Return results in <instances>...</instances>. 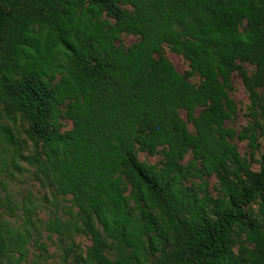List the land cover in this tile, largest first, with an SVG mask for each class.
<instances>
[{
  "label": "trees",
  "instance_id": "1",
  "mask_svg": "<svg viewBox=\"0 0 264 264\" xmlns=\"http://www.w3.org/2000/svg\"><path fill=\"white\" fill-rule=\"evenodd\" d=\"M234 74L249 100L240 131L226 125ZM263 116L264 0H0V147L21 154L24 121L25 161L70 196L48 225L89 239L83 253L67 244L69 264H264ZM1 207L8 264L23 240Z\"/></svg>",
  "mask_w": 264,
  "mask_h": 264
},
{
  "label": "rangeland",
  "instance_id": "2",
  "mask_svg": "<svg viewBox=\"0 0 264 264\" xmlns=\"http://www.w3.org/2000/svg\"><path fill=\"white\" fill-rule=\"evenodd\" d=\"M136 37L133 35L122 34L116 43L127 46L133 43ZM162 53L168 58L175 69L181 73L188 69L187 61L180 55L172 52L168 45H162ZM246 69L251 72L253 66L245 63ZM192 82L197 83L198 77L190 78ZM230 97L236 104V117L233 121L226 122L227 126L240 131L250 120L247 106L249 104L248 96L243 88V84L237 74L233 75L232 88L229 91ZM181 115L184 113L181 111ZM63 124L62 130H68L71 123L68 120H61ZM264 122V116L261 118ZM26 123L18 120L13 126L16 137L19 138L21 148L20 152H15L10 145L3 151L0 147V163L2 168L0 173V196H1V213L2 222L7 231L13 237L21 236V250L24 253L19 259L17 248H13L10 252V261L8 264H69L71 253L65 256L64 249L67 244H72L78 253H83L85 248L90 244L89 239L82 235H73L72 239H59L57 234L51 233L48 225L51 220L58 217L60 220L67 218V211L70 207V196H57L48 183L41 176L35 173L34 166L28 164L24 156H26L29 147L22 146L24 134L22 127ZM238 151L241 155L247 157V146L245 141L234 139ZM259 144L261 151L264 145V137L259 136ZM6 145V143H4ZM138 159L146 163L159 165L163 159L161 153L148 155L145 152L137 153ZM255 158L258 154L255 153ZM252 168L257 169L258 165L252 163ZM209 189L212 194L215 193L213 186L216 184L214 177L208 179Z\"/></svg>",
  "mask_w": 264,
  "mask_h": 264
}]
</instances>
